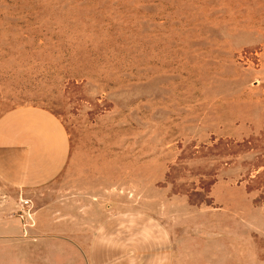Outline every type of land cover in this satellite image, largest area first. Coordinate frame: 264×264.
Listing matches in <instances>:
<instances>
[{"label":"rangeland","instance_id":"obj_1","mask_svg":"<svg viewBox=\"0 0 264 264\" xmlns=\"http://www.w3.org/2000/svg\"><path fill=\"white\" fill-rule=\"evenodd\" d=\"M24 106L70 152L32 192L0 182L48 237L29 222L11 264H89L120 212L158 220L173 264H264V0H0V112Z\"/></svg>","mask_w":264,"mask_h":264},{"label":"crops","instance_id":"obj_2","mask_svg":"<svg viewBox=\"0 0 264 264\" xmlns=\"http://www.w3.org/2000/svg\"><path fill=\"white\" fill-rule=\"evenodd\" d=\"M69 152L66 129L51 112L37 106L0 112L3 185L21 194L32 192L63 171ZM36 220L34 210L32 221L37 242L48 237L47 233L38 232ZM60 221L56 218L53 222L60 225ZM29 230L24 229L19 216L11 218L10 201L0 195V264H11V237L19 239ZM87 252L89 264H173L174 260L173 243L166 228L155 218L139 212L106 217L96 227Z\"/></svg>","mask_w":264,"mask_h":264},{"label":"built area","instance_id":"obj_3","mask_svg":"<svg viewBox=\"0 0 264 264\" xmlns=\"http://www.w3.org/2000/svg\"><path fill=\"white\" fill-rule=\"evenodd\" d=\"M18 216L23 222L24 229L29 228L31 225L29 222L32 221V212L30 201L20 198L18 200Z\"/></svg>","mask_w":264,"mask_h":264}]
</instances>
